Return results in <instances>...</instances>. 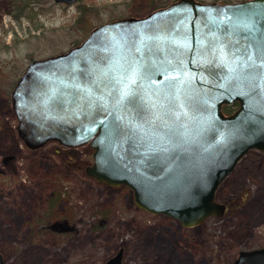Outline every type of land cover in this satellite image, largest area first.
I'll return each instance as SVG.
<instances>
[{
    "label": "water",
    "instance_id": "1",
    "mask_svg": "<svg viewBox=\"0 0 264 264\" xmlns=\"http://www.w3.org/2000/svg\"><path fill=\"white\" fill-rule=\"evenodd\" d=\"M10 95L27 146L89 142L90 176L194 225L223 214L220 183L245 152L264 149V0H171L102 21L31 59ZM234 264H264V245L240 249Z\"/></svg>",
    "mask_w": 264,
    "mask_h": 264
},
{
    "label": "rangeland",
    "instance_id": "2",
    "mask_svg": "<svg viewBox=\"0 0 264 264\" xmlns=\"http://www.w3.org/2000/svg\"><path fill=\"white\" fill-rule=\"evenodd\" d=\"M149 1L35 0L20 10L12 0H0L4 264H102L121 247L123 264H234L240 249L264 245V149L245 152L220 183L216 198L226 204L223 214L186 225L138 206L125 184L90 176L89 142L29 147L18 134L10 92L29 61L69 49L102 21L144 14Z\"/></svg>",
    "mask_w": 264,
    "mask_h": 264
},
{
    "label": "trees",
    "instance_id": "3",
    "mask_svg": "<svg viewBox=\"0 0 264 264\" xmlns=\"http://www.w3.org/2000/svg\"><path fill=\"white\" fill-rule=\"evenodd\" d=\"M28 1L35 2V0H12V5H13L14 3H15V4H19L18 7H20V6L23 7V8L20 9V10H24V7H25V5H26V3H27ZM166 3H169V1L164 2V4H166ZM156 6H158V5H155L154 0L149 1L148 4H147V6L145 7L146 12H149V11L153 10V8H155ZM84 8H87V7L85 6ZM146 12H145V13H146ZM145 13H144V14H145ZM18 14H20V12H18V13L16 14V17H17V16L19 17ZM142 14H143V13H142ZM142 14H139V13H138V15H142ZM236 104H237V102H233L232 104H224L223 107H224V109H225L226 112H231V111L236 107Z\"/></svg>",
    "mask_w": 264,
    "mask_h": 264
},
{
    "label": "flooded vegetation",
    "instance_id": "4",
    "mask_svg": "<svg viewBox=\"0 0 264 264\" xmlns=\"http://www.w3.org/2000/svg\"><path fill=\"white\" fill-rule=\"evenodd\" d=\"M10 100H11V97H10ZM234 102H237V104H236V107H235L233 110H235V109L238 107V101H234ZM232 103H233V102H232ZM232 103H231V104H232ZM233 110H232V111H233ZM232 111H231V112H232Z\"/></svg>",
    "mask_w": 264,
    "mask_h": 264
}]
</instances>
